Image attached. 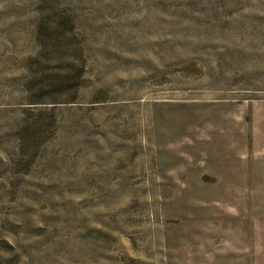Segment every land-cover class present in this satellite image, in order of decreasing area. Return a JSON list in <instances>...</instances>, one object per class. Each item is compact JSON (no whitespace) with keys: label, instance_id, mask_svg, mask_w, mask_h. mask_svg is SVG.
Segmentation results:
<instances>
[{"label":"rangeland","instance_id":"374dc122","mask_svg":"<svg viewBox=\"0 0 264 264\" xmlns=\"http://www.w3.org/2000/svg\"><path fill=\"white\" fill-rule=\"evenodd\" d=\"M0 264H264V0H0Z\"/></svg>","mask_w":264,"mask_h":264}]
</instances>
